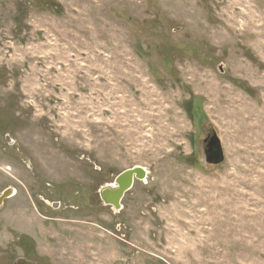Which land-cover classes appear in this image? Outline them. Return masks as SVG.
I'll list each match as a JSON object with an SVG mask.
<instances>
[{"label": "rangeland", "instance_id": "obj_1", "mask_svg": "<svg viewBox=\"0 0 264 264\" xmlns=\"http://www.w3.org/2000/svg\"><path fill=\"white\" fill-rule=\"evenodd\" d=\"M10 188L0 264H264V0H0Z\"/></svg>", "mask_w": 264, "mask_h": 264}, {"label": "water", "instance_id": "obj_2", "mask_svg": "<svg viewBox=\"0 0 264 264\" xmlns=\"http://www.w3.org/2000/svg\"><path fill=\"white\" fill-rule=\"evenodd\" d=\"M225 162V154L222 146V142L218 135L215 133L211 141L208 144V149L205 152V163L208 165H221ZM147 178V172L141 167H135L133 169L124 171L120 174L115 185L105 187L101 190V197L107 205H111L116 211L122 209L121 201L127 192H129L135 183V180L143 181ZM13 189L5 191L0 198V204L4 202L5 199L13 196ZM16 264H36L32 261L25 259H18Z\"/></svg>", "mask_w": 264, "mask_h": 264}, {"label": "crops", "instance_id": "obj_3", "mask_svg": "<svg viewBox=\"0 0 264 264\" xmlns=\"http://www.w3.org/2000/svg\"><path fill=\"white\" fill-rule=\"evenodd\" d=\"M28 223L30 224V231H29L30 233L29 234L39 242H43L45 237L48 235L50 236V234L52 233L50 231L51 229L47 228L45 219L43 218V216L39 212L35 218L31 217L29 219ZM28 223H27V225H29ZM18 228H23V227L18 226L17 229Z\"/></svg>", "mask_w": 264, "mask_h": 264}, {"label": "flooded vegetation", "instance_id": "obj_4", "mask_svg": "<svg viewBox=\"0 0 264 264\" xmlns=\"http://www.w3.org/2000/svg\"><path fill=\"white\" fill-rule=\"evenodd\" d=\"M212 136L213 135H209V133H207V136L205 137V139H204V150H205V152L207 151V149H208V144H209V142L211 141V138H212ZM117 179V178H116ZM116 179H115V181H116ZM146 180V179H145ZM145 180H143V181H145ZM112 185H115V183L114 184H112ZM108 186H111V185H108ZM108 186H105V187H108ZM104 187V188H105ZM10 189H13V188H10ZM9 190V189H8ZM14 191H15V193H13V196H11V197H9V198H7V199H5L4 201H6V200H10V199H12L13 197H15L16 196V194H17V191L15 190V189H13ZM7 191V190H6ZM45 202H47V203H49L50 204V202L49 201H47V200H45ZM2 204H4V202L2 203ZM55 205H57V204H55ZM115 209V208H114ZM35 263V262H34Z\"/></svg>", "mask_w": 264, "mask_h": 264}, {"label": "bare ground", "instance_id": "obj_5", "mask_svg": "<svg viewBox=\"0 0 264 264\" xmlns=\"http://www.w3.org/2000/svg\"><path fill=\"white\" fill-rule=\"evenodd\" d=\"M144 169V168H143ZM147 172V171H146ZM14 191V190H13ZM14 193H15V191H14Z\"/></svg>", "mask_w": 264, "mask_h": 264}]
</instances>
